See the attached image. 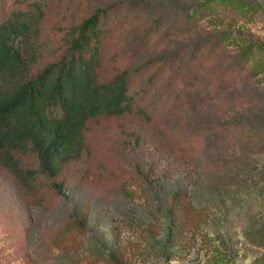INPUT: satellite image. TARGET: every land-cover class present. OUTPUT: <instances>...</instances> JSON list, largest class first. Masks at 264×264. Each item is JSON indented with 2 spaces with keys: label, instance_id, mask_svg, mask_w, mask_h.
<instances>
[{
  "label": "rangeland",
  "instance_id": "374dc122",
  "mask_svg": "<svg viewBox=\"0 0 264 264\" xmlns=\"http://www.w3.org/2000/svg\"><path fill=\"white\" fill-rule=\"evenodd\" d=\"M40 1L35 73L96 9H120L99 78L133 72L150 118L92 119L59 196L0 166V264H264V0ZM20 7L0 0V20Z\"/></svg>",
  "mask_w": 264,
  "mask_h": 264
},
{
  "label": "trees",
  "instance_id": "16d2710c",
  "mask_svg": "<svg viewBox=\"0 0 264 264\" xmlns=\"http://www.w3.org/2000/svg\"><path fill=\"white\" fill-rule=\"evenodd\" d=\"M17 2L21 7L0 20V166L30 197L47 192L59 196L63 185L55 180L86 152L92 119L137 110L149 120L150 114L136 106L133 72L120 71L108 81L99 78L120 9H96L78 27L64 56L35 73L34 55L42 41L46 11L40 0ZM241 57L232 58L229 76L244 72ZM190 77L187 72L184 78L190 82ZM209 97L207 93L202 99ZM31 152L36 153L38 166L25 168L19 155Z\"/></svg>",
  "mask_w": 264,
  "mask_h": 264
}]
</instances>
